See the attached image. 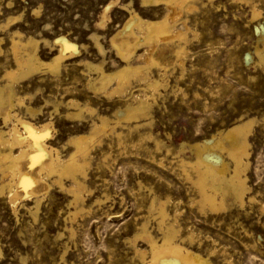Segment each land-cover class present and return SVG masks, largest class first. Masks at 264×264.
I'll list each match as a JSON object with an SVG mask.
<instances>
[{
  "label": "rangeland",
  "instance_id": "374dc122",
  "mask_svg": "<svg viewBox=\"0 0 264 264\" xmlns=\"http://www.w3.org/2000/svg\"><path fill=\"white\" fill-rule=\"evenodd\" d=\"M141 1L0 0V24L9 16L20 15L24 33L41 41L39 53L43 60H49L56 52L53 47H57L45 44L44 40L54 44L60 35L77 42L82 53L65 61L70 75H65L62 85L56 86L45 69L18 85L19 94L31 95L29 102L41 109L33 121L49 120L54 101L61 97L66 101L89 100L99 113L109 116L123 104L117 96H97L90 89L87 92L86 77L79 67L71 65L82 58L97 62L102 59L91 37L97 32L109 51L107 60L114 58L120 62L110 50V38L121 28L129 12L134 9L147 18L164 13V5L141 6ZM109 4V19L102 27L99 23ZM124 4L128 6L125 10L121 8ZM252 5L257 8L256 15ZM190 11L184 9L182 18L196 24L198 36L190 34L183 66L175 63L171 48L164 56V60L172 63L165 71L167 74L162 75L165 86L152 99L149 124L130 134L120 127L119 130H126L122 141L105 134L101 142L93 145L85 178L88 190L85 206L77 220L67 218L76 209L69 205L70 193L58 185H52L42 197L36 219L28 210L34 206L32 198L21 199L16 211L7 191L0 193V264H140L130 243L138 225L147 219L153 232L161 236L153 215L149 214L154 191L161 198L170 197L168 210L172 215L177 206L183 232L190 231L189 228L194 232V240L185 241L186 246L205 255L215 249L211 255L214 264H264V62L256 49L257 46L264 49L262 35L257 31L264 28V0H199L196 10ZM0 37H5L2 47L7 49L6 30H0ZM3 63L9 66L12 61ZM106 66L113 69L110 63ZM3 69L0 66V76ZM161 72L164 73L155 67L151 69L154 77ZM68 86L72 88L64 93ZM138 88H134L136 94L140 92ZM61 92L63 96L59 95ZM65 110L61 105L54 113V138L50 140L63 155L73 149L71 145L63 147L70 135L90 129L88 121L69 119ZM248 117H255L257 123L250 136L249 190L245 203L241 205L230 197L222 212L202 210L195 201L197 192L192 181L179 171L176 161L179 157L194 160V151L189 147L192 143ZM1 120L0 127L6 128ZM148 133L161 140V152L152 148L154 141L148 140ZM184 143L190 145L182 149ZM162 156L166 158L160 166L153 157ZM20 191L26 193L24 189ZM136 245L147 246L141 240Z\"/></svg>",
  "mask_w": 264,
  "mask_h": 264
},
{
  "label": "bare ground",
  "instance_id": "6f19581e",
  "mask_svg": "<svg viewBox=\"0 0 264 264\" xmlns=\"http://www.w3.org/2000/svg\"><path fill=\"white\" fill-rule=\"evenodd\" d=\"M198 1L142 0L141 6L164 5V13L157 18H147L134 9L129 12V17L121 28L110 38V50L115 52L120 62L114 58L108 61L109 51L101 42L100 35L98 32L91 35L102 59L97 62L82 58L71 66L79 67L86 77V91L90 89L92 94L94 92L97 96L103 95L108 98L117 96L123 101V104L114 109L110 116L99 113L89 100L81 102L75 98H69L66 101L61 100L63 98L61 97L54 101V110L50 112L49 120L33 121L37 114H41V109L29 102L31 95L19 94L18 85L44 69L51 73L56 86L62 85L61 82L66 79L65 75H70L65 61L82 55L80 46L65 35L55 39L54 44L44 40L45 44L57 47H53L52 50L56 52L49 60H43L39 53L41 41L24 33V26L19 23L20 15L9 16L0 24V30H6L9 41V47L4 49L2 43L5 37H0V57H2L0 66L4 68L0 76V120L2 119L6 126V128L0 127V193L7 191L8 199L15 210L21 199L32 198L34 206L28 210L36 219L42 197L49 192L52 185H58L70 193L69 205L76 209L70 212L67 218L77 220V215L85 206V192L88 191L85 178L87 167L92 160L93 145L101 142V136L105 134L120 141L126 130L130 134L149 124L148 120L153 107L152 99L165 86L166 79L162 75L167 74L168 66L172 63L170 60H164V56L171 48L175 63L183 66L189 50L187 49L189 36L197 35V29L194 28L196 24L183 19L182 11L196 10ZM110 4L102 14L99 23L102 27L109 19L107 11ZM123 6L121 8L125 10L127 5ZM252 10L253 15H256L255 5H252ZM257 31H260L264 41V28H258ZM173 42L177 43L172 47L170 44ZM81 46L86 48L85 44ZM256 49L264 62V49L259 50L258 46ZM9 59L12 64L4 66L3 62ZM109 63L113 69L107 68L106 65ZM152 67L163 70L164 73L161 72L158 77H154L151 73ZM137 86L140 92L136 94L134 88ZM70 88L72 87H65L63 92L68 93ZM59 95L63 96L62 92ZM61 105L66 107L67 118L90 123L88 131L70 135L67 142L63 144V147H67L66 145L73 147L66 155H63L59 147L50 143V140L54 138L52 132L55 131L53 115ZM256 123L255 117L239 119L225 129L213 132L214 134L210 137L201 139L202 141L197 140L198 142L192 143L191 146L186 145L187 143L181 145L182 149L189 146L195 154L194 160L191 157L187 160L178 156L179 159L176 162L179 171L192 181L197 192L195 201L202 210H210L217 214L228 207L230 197L241 205L245 203L249 190L247 171L251 162L250 136ZM120 127L126 130L122 131V128L119 130ZM152 133H148L147 137L148 140L150 138L154 141L152 148L158 152L163 144ZM169 150L167 149V152ZM164 151L162 152L165 153ZM164 157H159L160 159L153 157V159L158 165L163 166ZM66 181L70 184L67 185ZM20 187L26 191L25 194L20 191L22 190ZM249 197L254 199L253 196ZM169 201L170 197L164 199L155 191L153 192L149 214L153 215L161 236L153 232L147 219L140 223L136 234L132 239L130 238V243L134 245V257H138L140 264H214L211 255L216 252L215 249L205 255L200 250L184 244L185 241L192 243L194 232H191L190 228V231L183 232L178 219L179 209L176 206L172 215L168 210ZM70 232L74 233L73 227ZM138 240L143 241L147 246L139 247L136 245Z\"/></svg>",
  "mask_w": 264,
  "mask_h": 264
}]
</instances>
